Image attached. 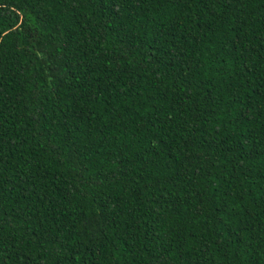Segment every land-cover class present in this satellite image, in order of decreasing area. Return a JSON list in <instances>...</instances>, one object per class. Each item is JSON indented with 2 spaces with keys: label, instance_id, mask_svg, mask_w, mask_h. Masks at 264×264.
Wrapping results in <instances>:
<instances>
[{
  "label": "trees",
  "instance_id": "trees-1",
  "mask_svg": "<svg viewBox=\"0 0 264 264\" xmlns=\"http://www.w3.org/2000/svg\"><path fill=\"white\" fill-rule=\"evenodd\" d=\"M0 264H264V0H0Z\"/></svg>",
  "mask_w": 264,
  "mask_h": 264
}]
</instances>
